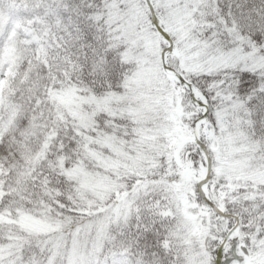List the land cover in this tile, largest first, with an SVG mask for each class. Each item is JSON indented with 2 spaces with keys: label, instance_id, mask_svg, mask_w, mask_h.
<instances>
[{
  "label": "snow or ice",
  "instance_id": "obj_1",
  "mask_svg": "<svg viewBox=\"0 0 264 264\" xmlns=\"http://www.w3.org/2000/svg\"><path fill=\"white\" fill-rule=\"evenodd\" d=\"M0 264H264V0H0Z\"/></svg>",
  "mask_w": 264,
  "mask_h": 264
}]
</instances>
